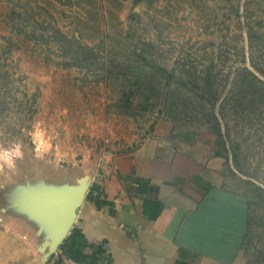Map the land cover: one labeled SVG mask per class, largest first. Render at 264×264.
Returning <instances> with one entry per match:
<instances>
[{
  "label": "rangeland",
  "instance_id": "374dc122",
  "mask_svg": "<svg viewBox=\"0 0 264 264\" xmlns=\"http://www.w3.org/2000/svg\"><path fill=\"white\" fill-rule=\"evenodd\" d=\"M161 117L223 158L244 262L264 264V0H0V218L45 227Z\"/></svg>",
  "mask_w": 264,
  "mask_h": 264
},
{
  "label": "crops",
  "instance_id": "0c3cea01",
  "mask_svg": "<svg viewBox=\"0 0 264 264\" xmlns=\"http://www.w3.org/2000/svg\"><path fill=\"white\" fill-rule=\"evenodd\" d=\"M199 144L193 132L159 118L135 148L103 155L99 173L79 171L85 198L69 233L83 236L77 248L49 254V225L30 221L24 232L5 214L0 264H62L64 256L85 262L99 248L92 264H245V204L224 185L223 158L211 150L197 156ZM86 241L93 247L85 250Z\"/></svg>",
  "mask_w": 264,
  "mask_h": 264
},
{
  "label": "water",
  "instance_id": "95a60500",
  "mask_svg": "<svg viewBox=\"0 0 264 264\" xmlns=\"http://www.w3.org/2000/svg\"><path fill=\"white\" fill-rule=\"evenodd\" d=\"M85 180L83 178L78 184L68 185L66 190L59 192L45 205L42 213L37 214L52 230V241L44 243V248L50 246L49 254L59 249L75 224L78 208L85 198Z\"/></svg>",
  "mask_w": 264,
  "mask_h": 264
},
{
  "label": "trees",
  "instance_id": "16d2710c",
  "mask_svg": "<svg viewBox=\"0 0 264 264\" xmlns=\"http://www.w3.org/2000/svg\"><path fill=\"white\" fill-rule=\"evenodd\" d=\"M98 189V186L96 184L92 185L91 191L88 195L89 198L93 197L94 191ZM96 203L98 206H100L102 204V201H100L99 199L96 200ZM83 238V236L81 235V233H79L78 231L75 230V232L73 231L66 239L65 241L61 244L60 246V250L62 251H66L68 249H75L77 248V245L79 244V241H81V239ZM89 247H93L92 243L89 242H85L84 244V249L86 250ZM104 251L99 248L98 251L94 252L93 254L90 255H85V262L88 263H97L100 260L99 254L103 253Z\"/></svg>",
  "mask_w": 264,
  "mask_h": 264
},
{
  "label": "built area",
  "instance_id": "2783aa9c",
  "mask_svg": "<svg viewBox=\"0 0 264 264\" xmlns=\"http://www.w3.org/2000/svg\"><path fill=\"white\" fill-rule=\"evenodd\" d=\"M62 264H92L84 261L76 260L75 258L64 256L62 260Z\"/></svg>",
  "mask_w": 264,
  "mask_h": 264
}]
</instances>
